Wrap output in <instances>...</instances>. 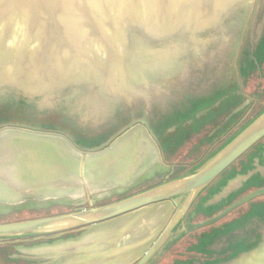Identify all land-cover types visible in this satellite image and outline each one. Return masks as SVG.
<instances>
[{"label":"water","instance_id":"1","mask_svg":"<svg viewBox=\"0 0 264 264\" xmlns=\"http://www.w3.org/2000/svg\"><path fill=\"white\" fill-rule=\"evenodd\" d=\"M261 2L0 0V109L27 107L35 94L57 100L67 94L62 101L94 123H104L115 107L131 116L103 141L98 136L77 142L60 129L0 122V210L81 207L0 224V237L73 234L27 251L34 264H149L170 239L184 236V229L174 232L173 218L215 180L200 198L208 206L229 200L238 180L264 176L263 108L192 169L123 196L169 169L162 162L157 130L188 121L174 115L187 118L208 108L223 88L204 92L210 86H201L200 98H183L184 103L176 94L191 93L187 85L204 71L210 83L218 84L235 73L242 50L248 55L256 45L264 50L260 39L248 49ZM156 104L165 115L150 121L149 107ZM138 107L144 117H136V111L142 114ZM66 116L77 124L76 116ZM251 147L248 161L240 170L231 168L226 179L233 180L221 188V173ZM263 194L264 187L256 189L208 220L187 223V238ZM263 212L264 203L253 205L243 216L204 233L199 244L214 249L202 251L227 256L209 264H235L252 254L264 239ZM259 251L260 261L250 264H264V244Z\"/></svg>","mask_w":264,"mask_h":264},{"label":"flooded vegetation","instance_id":"2","mask_svg":"<svg viewBox=\"0 0 264 264\" xmlns=\"http://www.w3.org/2000/svg\"><path fill=\"white\" fill-rule=\"evenodd\" d=\"M257 47L258 45H256L254 52L250 51V55H248L247 50L244 51L242 50L243 58L241 64L240 65L237 64V68L234 74H232L230 77H227L225 80L221 81L220 83L218 84L210 83L212 81V78L207 76L206 73L207 71H204V74L202 76L196 77V80L190 81L189 85H187L188 88L193 87L191 93L187 92L183 95H181L180 93L176 94L180 98L179 102L184 103L183 100L185 99L200 98L199 89L201 86H204L205 88L209 84L210 87H208V89L205 90L204 92H207L208 90L212 91L216 86L220 84L221 85L219 87L223 88L222 96L219 97L222 100L218 99L221 100L220 103L216 106V108H214V111L209 116L203 117L201 119L200 118L195 119L198 113L205 110V109H201L197 111L196 114L188 120V121H192L195 119L194 122L192 123L190 122V124H184L188 121L183 122V126L180 133H176L174 135L171 134L169 136L170 138H168L164 143H162L158 137L160 145L162 146V151H161L162 162L164 165L169 166L167 172L163 175L156 174L150 180L145 181L136 189L128 192L123 196L132 194V192H134L135 190L147 189L151 186H154L160 181V178L162 176L164 178L166 176L172 177L178 172H180V170L184 169L187 166L186 164H182L180 161L174 160V154L176 153V149L183 142L185 143V141L190 140L192 137L198 136V140H200L198 141V143H200V145L195 144L196 146L194 147L193 152L199 151L200 150L199 148H201V146L207 142V145H205L206 146L205 150L201 152L199 151V154L202 155L204 153L205 154L210 153L214 148H216V146L220 145L227 138L228 134H226L225 131L227 130L228 126L231 127L234 124L233 128H235L236 126L238 127L244 124L248 119H250L252 116H254L256 113H258L260 110L264 108V50L259 52ZM240 53L241 50L238 56L240 55ZM248 56L250 57L248 58ZM217 80H218L217 78H214V81ZM220 80H222V78H220ZM156 94L158 93H155V95ZM156 96L160 97L158 95ZM177 102L178 100L171 101L169 102V104L174 106L179 103ZM141 109L144 110L143 107H138V110H140L142 114L138 113L139 111H136V114H138V115L135 114L136 117L137 116L144 117V111H142ZM149 112H150L149 113L150 121L161 119L165 115V113H163L165 111L161 110L159 104L158 105L156 104L153 107H149ZM232 119H234L233 123H231ZM169 128L171 127L166 128V130H168ZM259 142H264V137ZM208 145L209 146L214 145V147L211 149L210 147H208ZM253 150L254 148L251 147L248 151H246L229 168L223 171L221 173V176L227 173V171H229L231 168H234L235 170H240L242 168V165L248 161L247 158V156L249 157L248 154ZM0 179L1 182L4 181L1 177ZM262 187H264V176L261 177L258 175L238 185L235 188V193L230 197L229 201L226 204L221 205L218 209H215L216 206L218 205V203L216 202L214 203V205L211 204L210 206H205L204 209L201 210L199 208L196 209V212L193 213L192 217L190 214L194 211L193 209H188L184 211V213L177 214L173 218V220L177 221L176 229L174 230V232L184 229L186 230V233H184V236L182 238L189 237L188 235L189 230L187 228V223L195 224L208 220L214 217L215 215L221 213L222 211H224L226 208H228L230 205L235 203L243 196ZM262 196H264V194L255 197L254 199L246 203L239 205L237 208L232 210L230 213H228L227 215H225L223 218L216 221L215 223H212L202 228L192 230V234L194 235L193 238H196L195 240L189 241V243L183 249H178L174 251L172 254L167 253L166 252L167 250H165L161 252L162 253L161 255L162 256L170 255L169 258L172 261L171 264H209V262L216 260L215 255H210L209 253L196 250V248L202 250H206L207 248H209V245L207 244L205 246L200 245L199 238L203 237L204 233L210 232L212 229L219 227L218 225L224 222H225L224 224L230 222L235 215L231 219L229 217L233 215L234 212L237 211L239 212L238 214L244 213L245 210L242 211V208L245 207V205L250 204L255 200H258ZM224 197L226 198L227 196H223V198ZM115 199L117 198L114 197L110 200H115ZM211 207H214V210L211 211L210 213H207L208 209H210ZM78 208L81 207L80 206L75 207L72 205H48L36 209H20V208L12 209L9 212H3L0 210V224L14 223L28 219L66 214L69 212H73ZM20 214H27V215L20 217ZM29 214L32 215L30 216ZM53 235H54L53 233H48L44 235L28 234V235H20L13 237L1 236L0 264H34L31 260L27 259L28 257L27 251L33 250L36 247H40L43 244H51L59 240L67 239L69 236H72L73 234L64 231V233L60 235L59 238H55L53 237ZM154 262L158 264L157 260H155Z\"/></svg>","mask_w":264,"mask_h":264},{"label":"rangeland","instance_id":"3","mask_svg":"<svg viewBox=\"0 0 264 264\" xmlns=\"http://www.w3.org/2000/svg\"><path fill=\"white\" fill-rule=\"evenodd\" d=\"M263 15H264V0H263V2H261L260 11H259L257 22H256V27L253 29V34H255V35L253 37V40L249 41L248 49L254 48L255 44H257L258 41H260V40L262 42L264 41V20H263L264 16ZM251 44H253L252 47H251ZM62 96L64 98L68 97L67 94H64ZM63 99L57 100V99L53 98L52 96H44V95L35 94L33 97H31L29 100L26 101L27 107L24 106V108H22V107H20V105L13 106V107H10V106L2 107L0 109V121L3 119H7V120H10L11 122L19 123V124L24 123V124H30L33 126H40V127H44V128L60 129L62 131H65L69 135H71L77 142H81L83 140H87L88 138H95L98 136H103V138L101 139V141H103V140L109 138L110 136H112L115 132H117L124 125V123L127 122L129 117H131L126 113L124 114V112H122V110L119 107H115V109L113 111V113H114L113 115L109 116L107 118V120H105L104 123L99 122V124H97V123H94L95 121H92L91 119H87V117L85 115L81 114L78 111V108L76 106H74V105L71 106L67 102H63L62 101ZM218 99H221V98H218ZM218 99H216V101H214L213 104H211V106L209 108L198 113V115H197V117H195V119H198V118L201 119L203 117L209 116L214 111V108H216V106L222 100V99L221 100H218ZM78 113H80L81 115H78ZM66 115L76 116L75 118L78 120L77 124L71 125L69 123V121L67 120ZM195 119L192 121H188L184 124H190V122L191 123L194 122ZM233 122H234V119L231 120V123H233ZM222 124H225V123H222ZM182 126H183V123L177 124V125L174 124L168 130L159 128L157 130V136L159 137L161 142L164 143L168 138H170L169 136L171 134L174 135L176 133H180ZM221 126H223V125H221ZM240 126H238V127L236 126L235 128H233L234 124L231 127L228 126L227 130L225 131V133L228 134L227 138L229 136H231ZM83 128H86V129L84 130ZM231 128H233V129H231ZM218 140H219V137H218ZM198 141H200V140H198V136H194L190 140L185 141V143L183 142L184 144L182 143L179 147H177L176 153L174 154V160L180 161L182 164H186L187 166L184 169L180 170V172L175 174L174 177L192 169L194 166H196L198 163H200L203 159H205L211 153V152L206 153V154L204 153L202 155L199 154V151L201 152V151L205 150V148H206L205 145H207V142L204 143L201 146V148H199L200 149L199 151L193 152L194 147L197 144L200 145V143H198ZM208 147H210L212 149L214 147V145H212V146L208 145ZM214 149L212 151H214ZM252 152H250V153H252ZM250 153L248 155H250ZM247 158H248V156H247ZM228 173L229 172L227 171V173L222 175V180H221L222 182L220 181V185H221L220 187L221 188H225L226 185L228 184V182L233 180V178L226 179V176H228ZM214 185L215 184L213 183L212 185L208 186L206 189L201 191L195 197V199L193 201H191V203H189L188 206L185 208L187 210L188 209L194 210L190 214L191 217H192L193 213L196 212V209L199 208L201 210V209H204L205 206H208L207 205V203H208L207 199L204 202H200V198L205 196L210 191L211 187H215ZM228 201L229 200H227L226 202H224V200L221 201V204L217 205L215 209H218L221 205L226 204ZM218 202L219 201H217V203ZM259 203H264V196H262L258 200L253 201L250 204L245 205V207L242 208V211L245 210L244 213L238 214L239 212L236 211L229 218L231 219L234 215L235 216L232 220L239 218V217L243 216L246 212H248V210H250L251 206L257 205ZM212 205H214V204H212ZM195 207H196V209H194ZM26 215L27 214H20V217L26 216ZM29 215L31 216L32 214H29ZM262 217H264V212H263V214L261 213V218ZM228 221H226V222H228ZM224 223H222L218 226L221 227L222 225H224ZM243 238H245V237H243ZM195 239L196 238H172V239H170L167 242V244L165 245L166 247L164 246L165 248L163 247L162 250L160 251V253L157 254L149 264H157L154 262L155 260H157L158 264H171L172 261L169 258L170 255L162 256L161 252L167 250L166 251L167 253L172 254L174 251H176L178 249H183L189 243V241H193ZM262 240H264V239L261 238V241ZM261 241L257 245L258 248L254 249L252 254H250V252L248 254L246 253L247 255L250 254L247 258H245L246 260L244 259L245 256L244 257L241 256V258L237 262H235V264H250L249 262L260 261L261 258H258V257H261V254L263 252L259 251V248H261L262 245L264 244V241L263 242H261ZM224 242H225V240L221 244L223 245ZM219 245H220V241H217V244L214 246L216 249H218L220 247ZM210 247L211 246L209 245V248H207L206 250L214 249L213 246L211 248ZM196 250H199V249H196ZM200 251H202V249H200ZM202 252H204V251H202ZM211 255H215L217 260L225 259L227 257L224 255H221V253L219 251H217L216 253H211ZM218 264H220V263H218ZM225 264H233V261L228 260V262H226Z\"/></svg>","mask_w":264,"mask_h":264},{"label":"trees","instance_id":"4","mask_svg":"<svg viewBox=\"0 0 264 264\" xmlns=\"http://www.w3.org/2000/svg\"><path fill=\"white\" fill-rule=\"evenodd\" d=\"M197 102H198V101H197ZM202 102H203V101H201V102H199V103H202ZM207 107H208V106H207ZM260 111H261V110H260ZM260 111H259V112H260ZM196 112H197V111L193 112L192 115H188L187 118H186L185 116H184V118H182V116H180V113H177V114L174 115V118L177 117L179 120L189 119V118H192L193 115H194ZM259 112H258V113H259ZM258 113H256L255 115H257ZM255 115H254V116H255ZM254 116H252V117H254ZM252 117H251V118H252ZM251 118H250V119H251ZM250 119H248V120H250ZM248 120H247V121H248ZM5 121H10V120L3 119V120H1L0 122H5ZM247 121H246V122H247ZM182 122H183V121H182ZM160 128H161V129H165V126H162V127H160Z\"/></svg>","mask_w":264,"mask_h":264},{"label":"crops","instance_id":"5","mask_svg":"<svg viewBox=\"0 0 264 264\" xmlns=\"http://www.w3.org/2000/svg\"><path fill=\"white\" fill-rule=\"evenodd\" d=\"M262 143H264V142H262ZM263 164H264V162H263ZM263 175V174H262ZM241 184V181L240 180H238V182L236 183V187L238 186V185H240ZM235 187V188H236Z\"/></svg>","mask_w":264,"mask_h":264},{"label":"bare ground","instance_id":"6","mask_svg":"<svg viewBox=\"0 0 264 264\" xmlns=\"http://www.w3.org/2000/svg\"><path fill=\"white\" fill-rule=\"evenodd\" d=\"M172 177H174V176H172ZM38 248V247H37ZM39 249V248H38Z\"/></svg>","mask_w":264,"mask_h":264}]
</instances>
